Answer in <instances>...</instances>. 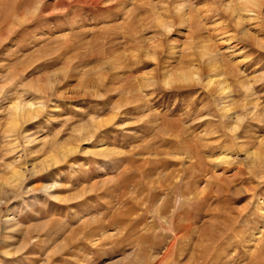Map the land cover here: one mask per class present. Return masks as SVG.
I'll return each instance as SVG.
<instances>
[{"label":"rangeland","instance_id":"rangeland-1","mask_svg":"<svg viewBox=\"0 0 264 264\" xmlns=\"http://www.w3.org/2000/svg\"><path fill=\"white\" fill-rule=\"evenodd\" d=\"M255 2L0 0V264H264Z\"/></svg>","mask_w":264,"mask_h":264},{"label":"bare ground","instance_id":"bare-ground-1","mask_svg":"<svg viewBox=\"0 0 264 264\" xmlns=\"http://www.w3.org/2000/svg\"><path fill=\"white\" fill-rule=\"evenodd\" d=\"M242 1H244V0H242ZM249 1V0H248ZM255 1H257V0H255ZM255 1H253V0H251V2L254 4V2ZM182 3V2H181ZM256 3V2H255ZM248 4H250V2H248ZM248 4H247V7H248ZM258 4V3H257ZM186 5V4H185ZM64 6V5H63ZM242 10H244V9H242ZM244 12V11H243ZM188 16V15H187ZM177 18V17H176ZM187 20H188V18H187ZM214 64V63H213ZM215 66V65H214ZM219 66V65H218ZM210 69H208V71H209ZM215 70V69H214ZM207 71V72H208ZM213 71V70H212ZM211 72V71H210ZM198 75V74H197ZM196 75V76H197ZM198 78V77H197ZM215 82H219V84H218V86L220 85V88H221V91L223 90L224 91V93H225V91H227V90H229L228 88H229V85L228 84H226L224 81H222V80H216V79H214L213 77H209L208 78V80H207V85L206 86H208V85H213ZM206 84V83H205ZM217 85V84H216ZM222 86V87H221ZM211 87V86H210ZM209 87V88H210ZM213 87V86H212ZM211 87V88H212ZM220 91V90H219ZM220 91V92H221ZM228 93V92H227ZM227 108V107H226ZM29 109V108H28ZM69 149V148H68ZM74 149H72L71 147H70V149L68 150L69 152L68 153H71L72 151H73ZM77 150V149H76ZM106 151H108V150H105L104 152H106ZM254 154H255V152H254ZM66 155V154H65ZM226 159V158H225ZM251 162H255V161H251ZM262 253V252H261ZM263 255V254H262ZM262 260V259H261ZM261 262V261H260ZM256 264H257V262H256Z\"/></svg>","mask_w":264,"mask_h":264}]
</instances>
